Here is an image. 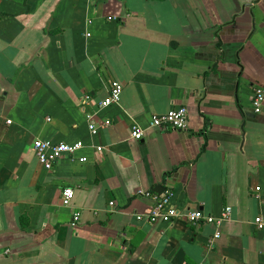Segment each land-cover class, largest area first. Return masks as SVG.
<instances>
[{"label": "crops", "instance_id": "obj_1", "mask_svg": "<svg viewBox=\"0 0 264 264\" xmlns=\"http://www.w3.org/2000/svg\"><path fill=\"white\" fill-rule=\"evenodd\" d=\"M113 81L119 101L100 110ZM257 88L264 0L0 1V264H264ZM176 107L186 130L150 126ZM35 140L85 148L46 170ZM145 193L231 212L219 226L152 220Z\"/></svg>", "mask_w": 264, "mask_h": 264}, {"label": "built area", "instance_id": "obj_2", "mask_svg": "<svg viewBox=\"0 0 264 264\" xmlns=\"http://www.w3.org/2000/svg\"><path fill=\"white\" fill-rule=\"evenodd\" d=\"M9 1V0H0ZM89 4L95 3L97 0H87ZM108 20H115V18H108ZM121 90V85L118 82L113 81L109 88V96L99 103L98 108L102 110L103 108L116 104L119 101V94ZM90 100L89 95H85L83 102H88ZM264 101V93L261 89L257 88L253 96V110L255 113H260ZM89 121V131L93 134L97 130L96 124L92 122V116L87 117ZM188 114L185 107H176L170 109L168 112L160 115L153 116L150 122L152 128H161L170 131H184L187 128ZM109 122H104V127L109 126ZM143 137V131L139 127H135L132 130V138L136 141H140ZM85 148L84 143L75 142H49L42 140H35L32 143L31 150L34 156L37 158L39 164L43 166L46 170H51L55 163L65 155H75L78 151ZM97 152H101L102 148H96ZM79 162L85 163L86 158H80ZM256 191H259L257 188ZM142 194V192H140ZM149 197L153 201V207L151 209L149 218L152 220H162L164 222L173 221H183L188 224H205V225H215L219 226L224 220H227L230 215V208H225L221 214L220 218H213L210 215H205L201 211H188V212H178L175 208L171 207V193H167L162 197L156 196L153 193L143 194ZM73 198V190L69 187H65L61 192V203L64 207H68ZM79 213L74 214L73 220L76 222L79 219ZM253 225L255 229H264V216H259L254 218ZM220 234L217 232L214 235V239H218ZM9 255V250L0 249V257Z\"/></svg>", "mask_w": 264, "mask_h": 264}, {"label": "trees", "instance_id": "obj_3", "mask_svg": "<svg viewBox=\"0 0 264 264\" xmlns=\"http://www.w3.org/2000/svg\"><path fill=\"white\" fill-rule=\"evenodd\" d=\"M219 45H217V47H218Z\"/></svg>", "mask_w": 264, "mask_h": 264}]
</instances>
